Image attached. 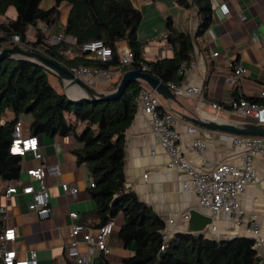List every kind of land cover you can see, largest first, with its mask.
<instances>
[{"label":"crops","instance_id":"1","mask_svg":"<svg viewBox=\"0 0 264 264\" xmlns=\"http://www.w3.org/2000/svg\"><path fill=\"white\" fill-rule=\"evenodd\" d=\"M132 1L142 14L137 35L143 43V56L146 60L172 56V50L165 42L167 18H171L172 24L178 30L189 32L192 36L196 34L199 16L195 5L190 4L188 8H184L174 0ZM221 3L228 6V13L223 14L219 9L218 5ZM12 8L10 6L5 15L0 16V22L6 16L12 19L16 17V11L11 14L9 12ZM8 12L10 15H7ZM211 13L212 23L203 34L195 37L194 49L189 59L190 67L179 83L199 87L201 95L180 97L178 105L170 104L160 97L162 108L176 117L175 128L181 135L179 144L183 153L191 166L199 172L211 171L220 163L239 165L244 149L234 147L222 139L220 131L198 126V133L187 132V127L194 124L179 116L178 112L194 114L201 111L212 118L217 116L229 121H244L226 103L235 96L260 100L259 92L264 88V0H211ZM146 16L150 24L148 29L143 27ZM63 25L64 23L60 27L64 34ZM62 38L72 41L69 37ZM126 48L128 46L125 42L118 43V53ZM215 52L217 55H213ZM238 65L245 69V73L235 83H230L227 78ZM110 72L109 78L100 79L90 86L100 92L112 91L111 87L118 72ZM53 76V80L61 83L56 87L58 91L72 97L82 93L79 87H67L60 78ZM51 84L55 87L54 82ZM212 103L222 104L223 109H213ZM5 118H12V113L7 111ZM30 119L29 115L20 117L24 136H30ZM82 127L79 123L78 130ZM124 137L125 186L133 190L138 199L162 219L164 226L169 219H173L171 226L175 229L174 233L197 234L193 229L203 222V218L194 214L200 213L208 216L217 226L215 231L210 230L208 224L205 226L202 233L208 238L226 240L234 236L250 237L246 232V217L241 218L240 225H236L233 217L225 219L222 212L212 214L199 209L195 191L191 186H183L187 176L182 175V180H178L179 171L168 166L166 151L141 113H135ZM197 137L206 143V149L202 153L193 147ZM37 138L42 158L37 160L33 158L32 152L25 153L19 177L13 180L17 183L18 193L13 197H4L3 189L9 181L0 179V202L7 208L6 223L17 231V239L10 246L17 251L18 258H26L29 251L34 250L37 264H75L78 255L87 256V247L82 241L76 248L69 245L71 220L68 213L75 211L80 219L91 223L98 222L93 213L95 203L88 191L90 174L85 164H76L72 153V136L50 137L38 134ZM253 163L256 182L245 186L239 193V201L246 215L250 212L257 214L261 233L264 235V156H255ZM41 164H58L61 169L59 175L46 177L51 211L50 216L45 219H40L35 212L28 209L31 197L21 193V185L29 179L26 168ZM62 182L75 187L77 192L74 195L65 193L61 187ZM32 184L34 187L39 186L37 181H32ZM183 214H188V218L180 219ZM122 221L123 218L113 220L116 226L114 224V231L109 237V254L95 252L89 257L91 264H124L123 259L133 255L134 245L126 247L117 236ZM256 251L264 264V244Z\"/></svg>","mask_w":264,"mask_h":264},{"label":"trees","instance_id":"2","mask_svg":"<svg viewBox=\"0 0 264 264\" xmlns=\"http://www.w3.org/2000/svg\"><path fill=\"white\" fill-rule=\"evenodd\" d=\"M41 1L0 0V16L5 15L10 6L16 11L14 19L6 16L0 22V48L7 47L15 35L20 44L67 68L87 66L117 71L111 90L116 88L125 71L143 66L163 83H181L185 75L178 74V69L184 61H189L195 37L212 23L211 0H193L192 3L174 0L184 8L190 4L196 6L199 16L196 34L192 36L178 30L171 18H167L165 42L172 56L146 60L143 43L137 35L142 14L132 0H54L49 8H42ZM62 4L68 6L64 36L72 41L60 38L52 42L48 31L60 22ZM29 26L34 28V41L26 37ZM92 40H102L109 46L111 57L101 60L83 51L82 45ZM120 42H125L132 53L127 65L119 61ZM49 74L47 69L28 60L0 62L1 180L13 181L19 177L24 156L10 153L12 130L20 117L29 115L30 136L73 137L76 164L86 165L94 183L88 191L95 203L93 213L98 222L83 218L79 221L90 229H97L120 213L123 221L117 236L126 247L134 245L133 255L124 258V264H261L253 239L246 236L214 240L203 233L175 232L164 251H160L161 230L165 224L125 186L123 172L124 132L137 111L136 100L144 84L131 81L121 95L113 99L72 101L51 84ZM251 101L264 103L257 99ZM7 111L12 113V118H5ZM79 123L83 125L80 130Z\"/></svg>","mask_w":264,"mask_h":264},{"label":"built area","instance_id":"3","mask_svg":"<svg viewBox=\"0 0 264 264\" xmlns=\"http://www.w3.org/2000/svg\"><path fill=\"white\" fill-rule=\"evenodd\" d=\"M187 1L192 3L193 0ZM218 6L223 14L228 13L229 8L225 3H221ZM12 39L14 43H19L15 35L12 36ZM58 40L59 38H56V41ZM82 50L94 54L95 57L101 60H107L111 57V48L105 45L102 40L86 42L82 45ZM213 55H217V52L213 53ZM131 59L132 53L129 48L120 51L119 61L122 65L129 64ZM189 67V61H184L178 69V74L185 75ZM69 69L76 77L89 85L111 76L110 71L87 66L71 67ZM141 69L145 71L146 66ZM244 73L245 69L242 66H235L232 74L227 79L230 83H235ZM167 85L178 97L201 95V90L197 86L173 83H168ZM160 99V96L153 89L144 85L136 100V112L141 113L146 118L151 132L166 151L169 158L168 166L179 171L178 180H182V175L187 176V180L183 181V186L184 188L191 186L195 191L199 209L212 214L222 212L225 219L233 217L236 225H240L241 218L246 217L248 221L246 232L253 239V247L257 249L264 244L261 225L258 222L256 213L250 212L246 215L247 213L239 201V193L244 190L246 185L256 182L253 158L255 156H264V136H243L221 132L220 136L222 139L234 147H242L244 149L241 163L239 165L220 163L211 171L199 172L191 166L180 147L181 135L175 128V115L162 108ZM259 99L264 101V88L259 92ZM226 104L230 110L244 121L264 123V103L253 102L244 97H239L238 99H230ZM211 106L215 110L223 109V105L219 103H212ZM199 131L200 128L196 125L187 127V132L189 133H198ZM193 147L196 151L202 153L206 149V143L197 137L193 142ZM26 152H32L34 159L41 160L42 158L37 136H24L23 123L19 119L13 126L10 153L24 156ZM60 172L61 169L58 164H41L38 167L31 166L26 168L29 179L21 185V193L30 195L31 200L28 203V209L35 212L40 219L49 217L51 211L46 177H55ZM32 181H37L39 186L34 187ZM88 185L90 187L94 186L92 179L89 180ZM61 187L65 193L74 195L77 192L75 187H70L65 182L61 183ZM17 193V183L15 181H9L3 189L4 197H13ZM68 215L71 220V240L69 245L72 248H76L79 242L82 241L87 247V256L78 255L75 259V264H91L89 257L95 252L104 255L109 254L108 241L113 233V221H109L97 229H90L79 221L77 212L70 211ZM188 216V214H183L180 219H187ZM6 220L7 208L0 202V264H37L34 250H30L26 258H18L17 251L10 246L17 239V231L14 227L9 226ZM173 223V219H169L168 224L161 230L162 243L160 251H164L168 241L174 234L175 229L171 226ZM208 226L212 231L217 229L216 224L212 221ZM261 264H263V261H261Z\"/></svg>","mask_w":264,"mask_h":264},{"label":"water","instance_id":"4","mask_svg":"<svg viewBox=\"0 0 264 264\" xmlns=\"http://www.w3.org/2000/svg\"><path fill=\"white\" fill-rule=\"evenodd\" d=\"M6 59H22L34 62L47 69L51 74L60 78L67 87H79L82 90L80 95H76L74 97L67 95V97L72 101H79L83 99L93 101L99 99L108 100L117 98L121 95L129 82L139 81L153 89L164 101H167L170 104H180V97L176 96L166 83L161 82L156 77L142 69H130L125 71L115 89L109 92H100L82 79L76 77L69 68L33 49L24 48L22 44L18 45L11 41L10 46L0 48V62ZM205 114L207 113L201 111L194 114L178 112V115L185 120L208 130L243 136H264V123L229 121L217 116L212 118ZM194 215L201 216L203 218V222L199 226L195 227L193 231L202 233V230L211 222V219L200 213H196Z\"/></svg>","mask_w":264,"mask_h":264},{"label":"rangeland","instance_id":"5","mask_svg":"<svg viewBox=\"0 0 264 264\" xmlns=\"http://www.w3.org/2000/svg\"><path fill=\"white\" fill-rule=\"evenodd\" d=\"M54 4V0H42L41 1V4H40V6L42 7V8H49V7H51L52 5ZM12 11H14L13 13H15V9H14V7L12 8V10H9V12H10V14L12 13ZM67 11H68V6H66L65 4H62L61 5V17H60V22L57 24V25H55L53 28H51L50 29V31H48L49 33H50V36H52V38L50 39L52 42H55L56 41V38H62L63 36H64V34H63V32H62V30H61V25H62V23H64L65 22V20H66V16H67ZM9 12L7 13V15H10L9 14ZM152 14H155V13H152ZM157 17V16H156ZM147 20H148V16H146L145 18H144V24H143V27L145 28V29H148L149 28V26H150V24H149V22H147ZM156 21H157V19H156ZM155 21V22H156ZM164 21V20H163ZM39 25L41 26V27H43L42 25L43 24H41V23H39ZM27 37H28V39L29 40H31V41H34V33H35V31H34V28L32 27V26H29L28 27V29H27ZM54 35V36H53ZM11 41H14L13 39H11ZM15 44H18V45H21L20 43H15ZM11 45V42H9L8 43V46H10ZM24 48H29V47H26L25 45H22ZM3 47H6V46H3ZM49 77H50V81L51 82H54L55 84V88L57 87V85L59 86V83L60 82H58L57 80H53L54 79V76H53V74H49ZM61 84V83H60ZM100 88V87H99ZM58 90V89H57ZM22 123H23V121H22ZM24 125H26V121H25V119H24ZM115 218H118V220L119 219H122V215L119 213ZM115 218L113 219V220H115ZM115 224V223H114ZM115 226H116V224H115ZM113 231H114V228H113ZM20 258V257H19Z\"/></svg>","mask_w":264,"mask_h":264}]
</instances>
